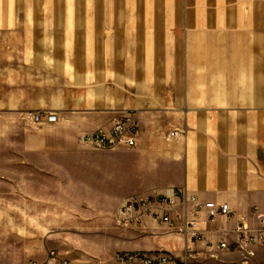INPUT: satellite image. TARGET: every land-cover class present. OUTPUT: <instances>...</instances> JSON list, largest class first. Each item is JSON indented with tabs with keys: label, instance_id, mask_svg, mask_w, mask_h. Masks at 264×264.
<instances>
[{
	"label": "crops",
	"instance_id": "0c3cea01",
	"mask_svg": "<svg viewBox=\"0 0 264 264\" xmlns=\"http://www.w3.org/2000/svg\"><path fill=\"white\" fill-rule=\"evenodd\" d=\"M38 111L61 121L35 127L27 117ZM126 114L140 134L119 148L132 186L119 222L129 199L169 189L181 195L174 218L194 212L191 197L236 217L199 213L198 241L178 232L183 222H120L114 261L264 264V245L240 249L236 233L259 228L254 209L264 215V0H0V124H21L26 156H81L82 136Z\"/></svg>",
	"mask_w": 264,
	"mask_h": 264
},
{
	"label": "rangeland",
	"instance_id": "374dc122",
	"mask_svg": "<svg viewBox=\"0 0 264 264\" xmlns=\"http://www.w3.org/2000/svg\"><path fill=\"white\" fill-rule=\"evenodd\" d=\"M20 128L0 124V264H118L110 243L132 187L122 181L126 150L26 156Z\"/></svg>",
	"mask_w": 264,
	"mask_h": 264
},
{
	"label": "built area",
	"instance_id": "2783aa9c",
	"mask_svg": "<svg viewBox=\"0 0 264 264\" xmlns=\"http://www.w3.org/2000/svg\"><path fill=\"white\" fill-rule=\"evenodd\" d=\"M29 122L39 128L49 127L60 123L61 119L56 113L38 111L30 113L27 117ZM140 134L139 124L134 115L126 114L116 121L109 132L98 131L93 134H86L79 140L81 145L95 150H113L119 148H133L137 144ZM171 136L175 137L176 133ZM180 193L175 190H166L164 194L150 196L147 198H131L120 211V222L125 225L139 224L144 217L150 218L158 224H164L171 228H176V222H183L178 232L190 236L193 241L202 240L199 231V213H205L210 222L218 217H225L232 220L236 213L228 204H217L214 202L199 203L196 197H191L189 201L195 204V210L191 215H186L182 219L180 216L173 217L175 209L179 206ZM254 218L259 223L258 229H251L246 224H241L236 233L238 235V246L243 249L249 245H264V215L257 209L253 211ZM210 246H213L212 244ZM217 247L222 250H230V245L221 241ZM51 259H54L52 254ZM197 256L193 253L187 254L182 261H177L174 257L165 253H123L119 255L118 264H192ZM29 264H70L68 261L50 260L46 263L30 262Z\"/></svg>",
	"mask_w": 264,
	"mask_h": 264
}]
</instances>
